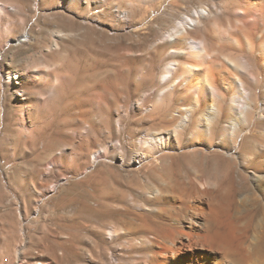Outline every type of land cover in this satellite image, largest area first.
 Listing matches in <instances>:
<instances>
[{
	"label": "bare ground",
	"instance_id": "1",
	"mask_svg": "<svg viewBox=\"0 0 264 264\" xmlns=\"http://www.w3.org/2000/svg\"><path fill=\"white\" fill-rule=\"evenodd\" d=\"M54 5V9L59 11L85 8L90 13L92 10H100L111 29L116 24H135L133 15L138 12L142 18L136 21L137 26H145L150 30L158 25L161 30V35L148 47L141 49L127 45L124 48V52H127L121 56L148 57L150 62L158 60L162 63L156 81L158 88L153 90L156 102L150 105L152 96L144 93L132 109L155 113L154 117L158 118L153 117L151 122L169 117L174 125L163 130L141 133L142 138H139L138 143L142 152L134 163L136 169L147 168L148 183L142 191L144 200L128 193L125 195L126 204L121 208H109L108 213L116 220L103 232L100 231L103 237L97 241L98 246L102 242L108 245L129 239L131 244L127 250L139 255L141 264H254L250 250H236L219 240L217 233H212L213 218L210 211L194 203L206 198L212 204L220 196L221 199L227 197L216 195L214 182L206 181L199 185L200 177L185 178L175 170L154 176L153 171L163 165L169 153L186 142L190 149L195 150L201 146L213 152V157L226 165L229 172L233 173L240 166V189L251 188V177L261 180L256 175L264 172V0H58ZM11 8L0 1V47L12 32L9 24H3V17L14 12ZM151 15L154 16L153 20H150ZM64 33L60 30L54 32L50 39L37 44L38 57L42 55L47 59H61V43L64 44V40L66 42L74 34L73 31ZM39 62L26 63L16 68L5 65L2 68L7 83L11 86L19 85L14 89V94L20 96L14 103V125L19 137L26 141L47 133V127L54 117L53 104L72 80L66 76L68 72L63 75L57 70H51L52 64L45 66ZM114 80L115 90L108 80L96 83L94 86L98 89L91 90L88 103L93 108L100 109L103 106L116 117L115 148L119 149L126 119L120 94L125 78L120 76ZM151 81L153 79L148 74L140 71L133 85L141 87L144 82L148 84ZM20 91H27L28 96L21 95ZM162 105H166V111L162 110L160 114L158 111ZM83 119L79 122L80 131L74 132L79 145L89 153L93 142L89 134L94 118L91 121ZM98 148L93 153L95 159H89L91 162L108 158L111 147L104 145ZM236 190L227 193L231 195L229 199L232 201ZM95 201L94 205H88L89 201L84 203L81 209L83 216L99 211L96 205L100 203ZM157 219L161 221H158V226H154ZM188 219L194 220L197 225L176 228V224L171 222L182 224ZM59 239L52 240L47 255L56 264H64L65 259L56 258L55 252L59 249L57 247L68 242ZM156 243L160 244L158 249H154ZM96 256L97 260L103 261V258L111 259L114 253L109 249H100ZM48 264L53 263L49 261Z\"/></svg>",
	"mask_w": 264,
	"mask_h": 264
},
{
	"label": "rangeland",
	"instance_id": "2",
	"mask_svg": "<svg viewBox=\"0 0 264 264\" xmlns=\"http://www.w3.org/2000/svg\"><path fill=\"white\" fill-rule=\"evenodd\" d=\"M0 1L11 6L14 11L3 17V24H9L12 32L0 47V264H48L49 261L56 264L47 254L53 244L52 240L57 238L68 242L57 247L59 249L55 252L56 258L65 259L64 264H141V257L127 250L131 244L129 239L108 245L102 242L100 247L97 241L103 237L100 231L103 232L116 220L108 213L109 208H121L126 204L125 195L128 193L144 200L142 191L148 183L147 168L136 169L134 163L142 152L138 143L139 138H142L141 133L163 130L174 125L169 117L151 122L155 113L132 109L144 93L152 96L150 105L156 102L153 90L158 88L162 63L158 60L150 62L148 57L121 56L127 52H124L127 45L141 49L148 47L161 35V30L158 25L150 30L145 26H137L136 21L142 18L138 12L133 15L135 24H116L111 29L100 10H92V15L85 8L59 11L54 9L58 0ZM153 18L151 15L150 20ZM59 30L66 34L74 32L66 42L64 40V44L61 43L62 58L52 60L42 55L38 57L37 44L50 39L52 33ZM34 61H40L45 66L56 64L54 67L51 65V70H57L63 75L68 72L66 76L72 80L66 85L68 88L65 86L63 96L57 99L58 103L55 101L53 104L54 117L46 128L47 133L36 140L32 138L26 141L19 137L14 125V103L20 98L14 94V89L19 85H9L2 68L5 65L16 68L26 63L33 64ZM137 71L148 74L153 82H144L141 87H134ZM120 76L125 78L120 94L126 119L120 139L121 147L117 149L116 117L103 106L100 109L93 108L88 99L92 91L98 89L94 86L96 83L108 80L115 90L114 79ZM20 94L28 96L27 91H20ZM163 106L158 111L160 114L166 111V105ZM83 118L90 121L94 118L89 134L93 141L89 153L82 149L75 137V132L80 131L79 124ZM104 145L111 147L108 158L91 162L89 159L94 158L95 150ZM187 147L184 142L179 149L169 153L163 165L155 168L153 175L160 176L159 173L175 170L185 178L200 177L199 185L206 181L214 182L216 195L227 197L221 199L220 196L213 205L206 198L194 202L210 211L213 218L212 233H217L219 240L236 250H250L254 264H264V172L256 175L261 178L260 181L250 178V189H240V166L233 173L229 172L226 165L213 157V152L201 146L195 150ZM232 189L236 190L235 196H232L233 201L229 199L231 195L227 194ZM95 200L101 205H96L99 211L83 216L81 209L84 203L94 205ZM158 221L161 220L157 219L154 226H158ZM186 221L182 224L171 222L176 224V228L197 225L192 219ZM159 245L156 243V248H153L158 249ZM98 249L112 250L114 256L99 261L96 258Z\"/></svg>",
	"mask_w": 264,
	"mask_h": 264
}]
</instances>
